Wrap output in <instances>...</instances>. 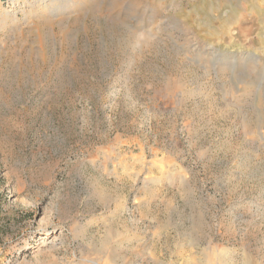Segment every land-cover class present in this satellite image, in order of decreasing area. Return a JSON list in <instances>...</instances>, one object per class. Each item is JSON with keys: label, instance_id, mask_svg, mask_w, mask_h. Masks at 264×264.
<instances>
[{"label": "rangeland", "instance_id": "rangeland-1", "mask_svg": "<svg viewBox=\"0 0 264 264\" xmlns=\"http://www.w3.org/2000/svg\"><path fill=\"white\" fill-rule=\"evenodd\" d=\"M218 259L264 264V0H0V264Z\"/></svg>", "mask_w": 264, "mask_h": 264}, {"label": "bare ground", "instance_id": "bare-ground-1", "mask_svg": "<svg viewBox=\"0 0 264 264\" xmlns=\"http://www.w3.org/2000/svg\"><path fill=\"white\" fill-rule=\"evenodd\" d=\"M219 253V252H218ZM216 255V254H215ZM221 256V255H220ZM224 257V256H223ZM226 257V256H225ZM224 257V258H225ZM211 258V257H210ZM217 258H219L218 256H217ZM221 259H222V257H221ZM221 259H218V260H213V261H205V262H201V263H197V264H226V261L225 260H221ZM228 261V260H227ZM229 263V262H228ZM187 264H194V263H187ZM232 264V263H231Z\"/></svg>", "mask_w": 264, "mask_h": 264}]
</instances>
